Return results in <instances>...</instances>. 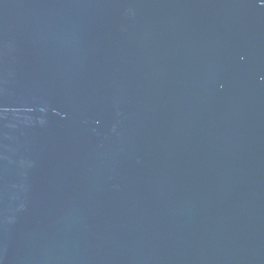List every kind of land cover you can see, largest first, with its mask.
<instances>
[{
	"label": "water",
	"instance_id": "95a60500",
	"mask_svg": "<svg viewBox=\"0 0 264 264\" xmlns=\"http://www.w3.org/2000/svg\"><path fill=\"white\" fill-rule=\"evenodd\" d=\"M0 264H264V0H0Z\"/></svg>",
	"mask_w": 264,
	"mask_h": 264
}]
</instances>
